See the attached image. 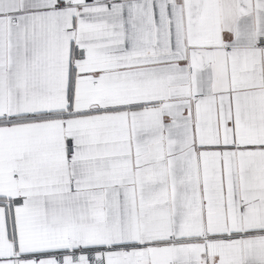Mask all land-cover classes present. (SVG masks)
Listing matches in <instances>:
<instances>
[{
  "label": "snow or ice",
  "instance_id": "1",
  "mask_svg": "<svg viewBox=\"0 0 264 264\" xmlns=\"http://www.w3.org/2000/svg\"><path fill=\"white\" fill-rule=\"evenodd\" d=\"M0 264H264V0H0Z\"/></svg>",
  "mask_w": 264,
  "mask_h": 264
}]
</instances>
